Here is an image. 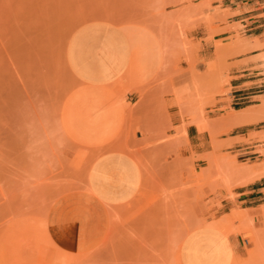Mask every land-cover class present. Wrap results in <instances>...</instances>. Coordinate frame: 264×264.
Returning <instances> with one entry per match:
<instances>
[{
	"label": "rangeland",
	"instance_id": "obj_1",
	"mask_svg": "<svg viewBox=\"0 0 264 264\" xmlns=\"http://www.w3.org/2000/svg\"><path fill=\"white\" fill-rule=\"evenodd\" d=\"M224 5L222 0H0V264H193L184 245L198 236L221 242L223 264H264V205L245 210L230 204L241 179L228 181L224 162H211L216 156L239 169L246 165L236 162V154L222 152L231 143L217 138L229 127L210 124L225 116L208 115L229 92L233 59L263 51L254 59L264 68V36L245 37L240 31L249 25L229 22L232 12ZM98 20L146 29L160 49L148 69L130 64L105 86L120 110L109 141L122 149H109L131 153L143 179L132 200L108 205L111 225L104 243L76 255L54 244L46 215L60 194L87 188L91 161L107 150L78 141L87 108L80 99L91 91L80 84L69 55L72 36ZM168 107L185 118L181 126L170 123ZM74 111L81 115L79 124L71 121ZM197 118L198 124L207 123L208 130L201 131H207L213 148L183 155L177 148L188 144L184 126ZM257 150L264 154V148ZM196 160L204 162L198 171ZM199 202L202 213L195 210ZM236 235L241 237L234 246Z\"/></svg>",
	"mask_w": 264,
	"mask_h": 264
},
{
	"label": "crops",
	"instance_id": "obj_2",
	"mask_svg": "<svg viewBox=\"0 0 264 264\" xmlns=\"http://www.w3.org/2000/svg\"><path fill=\"white\" fill-rule=\"evenodd\" d=\"M222 3H225L224 8L232 12L229 22L249 25L240 31L245 37L255 39L264 36V0H222ZM87 24L89 27L79 30L72 36L69 54L80 84L89 87L91 91L88 95L83 94V98L80 99L86 103L87 108L83 115L84 121L79 130L78 141L95 143L102 147L100 151L104 148L107 150L91 161L85 180L87 188L71 189L60 194L52 201L46 215V227L51 240L60 250L76 255L91 253L104 243L111 225L108 205L113 208L112 206L132 200L138 193L143 179L141 166L131 153L109 149L121 148L109 141L120 110L105 86L122 76L131 63L139 69H148L160 49L159 42L146 29L139 27L130 29V35L127 36L120 26L107 21H91ZM142 34H146L145 41L139 40ZM128 38H133L134 43L128 42ZM145 43L148 45L147 48ZM205 45L207 42H202L203 49H206ZM261 52L263 51L250 52L232 60V65L227 71L229 92L218 97L221 101L214 107L217 111L208 115L210 119L225 116L221 121L210 123L215 129L229 127L225 135L217 138L231 143L228 150L222 152L236 154V162L246 164L242 170L231 161L216 156L211 158L214 164L217 161L218 164L227 162L232 166L233 172L239 170L234 172L236 174L231 172L230 175L233 176H228V181L237 176V179H241L240 183L232 188L235 197L229 199V203L232 205L234 202L239 203L240 208L245 210L258 209L264 205V154L257 150L259 146L264 148V68L260 61L254 59ZM145 54L150 56L147 61ZM127 98L131 102L137 101V98L133 100V96ZM112 103L117 106H112ZM94 105L116 113L114 125L108 130L100 128V120H89L90 107ZM167 112L173 126H181L182 121H185L176 107L174 109L168 107ZM78 115V118L71 120L73 123L79 122L81 115L79 113ZM198 120L199 118L195 123L190 122L184 126L188 144L177 148L183 155L191 152L201 155L213 148L207 131H201L208 130L207 123L198 124ZM94 135L100 136L93 140ZM193 165L198 171L204 166V162L196 160ZM238 172H241L240 175ZM224 192L221 190L222 194ZM195 210L202 213V202L196 204ZM240 237L234 236L231 243L235 246ZM212 238L198 236L185 243V255L190 263L223 264L221 242L216 237Z\"/></svg>",
	"mask_w": 264,
	"mask_h": 264
},
{
	"label": "bare ground",
	"instance_id": "obj_3",
	"mask_svg": "<svg viewBox=\"0 0 264 264\" xmlns=\"http://www.w3.org/2000/svg\"><path fill=\"white\" fill-rule=\"evenodd\" d=\"M126 25H124V26H121V30L125 33V35H130V29L132 30H134L135 28H137L136 26H134V25H131L130 23H129V25L127 24V23H125ZM140 29H143V28H140ZM141 31V30H140ZM145 31V30H144ZM132 32V31H131ZM137 32V31H136ZM114 33V32H113ZM115 34V33H114ZM118 35V34H117ZM142 35H145L144 37L142 36ZM141 36H140V41H142V40H144L145 41V39H146V34H142ZM151 35V34H150ZM134 36H135V34H134ZM137 36V35H136ZM107 37H109V35L107 36ZM111 37V36H110ZM154 37V36H153ZM112 38V37H111ZM137 38V37H136ZM151 39V38H150ZM133 40V41H132ZM138 40V39H137ZM138 40V41H139ZM108 41V40H107ZM151 41H152V39H151ZM128 42H133L134 43V39L133 38H128ZM138 43V42H137ZM143 43V42H142ZM144 44V43H143ZM146 44V47L145 48H147V43H145ZM69 45V44H68ZM130 45H132V44H130ZM154 45V44H153ZM106 46V45H105ZM140 46V45H139ZM138 47V46H137ZM68 48V47H67ZM130 48H132L131 46H130ZM135 51V50H134ZM144 53V52H143ZM155 53H156V51H155ZM134 54V53H133ZM135 54H136V52H135ZM146 55V61H147V59H149L150 58V56L148 55V54H145ZM132 56H135V55H132ZM139 57V56H138ZM143 57H144V55H143ZM154 57H155V54H154ZM156 58H157V56H156ZM118 59V58H117ZM140 59V58H139ZM132 60H133V57H132ZM135 60V59H134ZM144 60V59H143ZM132 64V63H131ZM134 64V63H133ZM142 64V63H141ZM149 64V63H148ZM136 66V65H135ZM90 114H89V120L90 121H97V120H100V128L101 129H103V130H108L110 127H112V125H114V120H115V116H116V113H113V111H111L110 109H105V108H99V107H97V106H91L90 107ZM78 113H74L73 112V114H72V120H74V119H76V118H78ZM211 127V126H210ZM227 163V162H226ZM229 165V164H228ZM224 170L226 171V173L229 175V176H233V175H230V173L232 172L233 174H236V173H234V172H236V171H239V170H235L234 172L232 171V166H231V169H229V168H227V164L225 165V163H224ZM225 167H226V169H225ZM228 167H230V166H228ZM234 167H235V165H234ZM222 169V172H224V170ZM245 169V168H244ZM242 170H243V168H242ZM244 171H246V170H244ZM231 173V174H232ZM240 172H238V174H239ZM263 173V172H262ZM260 174V173H259ZM238 177V176H237ZM228 180V179H227ZM222 186V185H221ZM238 216V215H237ZM261 256H262V254H260ZM264 255V254H263ZM263 257V256H262ZM263 259H264V257H263Z\"/></svg>",
	"mask_w": 264,
	"mask_h": 264
}]
</instances>
